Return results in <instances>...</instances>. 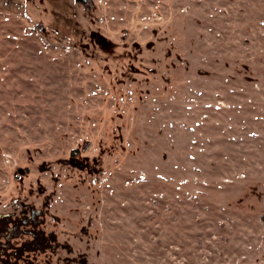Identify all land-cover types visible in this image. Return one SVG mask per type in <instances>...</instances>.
<instances>
[{"label":"rangeland","instance_id":"obj_1","mask_svg":"<svg viewBox=\"0 0 264 264\" xmlns=\"http://www.w3.org/2000/svg\"><path fill=\"white\" fill-rule=\"evenodd\" d=\"M167 1L95 0L96 14L115 41L167 19L183 49L195 38L200 64L201 25L183 23ZM234 14V38L252 20V42L226 44L223 54L250 65L252 81L230 68L210 77L181 70L165 90L158 82L132 101L126 87L123 100L111 97L89 47L74 38L89 20L72 0H0V202L19 196L14 172L24 168L28 196L44 187L62 239L95 263L264 264V0ZM119 113L122 140L101 152ZM84 141L104 172L68 162ZM89 217V243L67 235Z\"/></svg>","mask_w":264,"mask_h":264},{"label":"flooded vegetation","instance_id":"obj_2","mask_svg":"<svg viewBox=\"0 0 264 264\" xmlns=\"http://www.w3.org/2000/svg\"><path fill=\"white\" fill-rule=\"evenodd\" d=\"M72 4L78 13L81 10L85 18L89 20L88 30L80 25L74 27L78 32V36L74 38L77 42L80 41L83 48L89 47L90 52L87 54H91L97 62L100 74L105 76L107 87L113 93L111 94L113 98L114 94H121L119 98L123 100L124 94L121 89L126 87V90L131 92V99H134L136 95L135 101H141L144 99L142 93L145 96L148 95L154 90L155 83L163 82L162 87L165 90L172 81V73L181 70L186 72L192 70L198 76L210 77L215 75L218 68L223 67L232 69L237 75L241 74L247 80L252 78L250 65L236 61V57L231 59L229 57L230 60H228L223 54L226 44L232 43V47L238 46L241 38L246 44L250 45L252 42V20L244 24L242 37L241 33H238V38L235 39L234 28H229L230 25L237 23L238 17L234 11L252 8V0H168L166 2L169 10L177 7L184 12L183 23L201 25L197 36L206 39L207 52L203 55L200 64H194L191 57L196 46L195 38L190 36L187 50L183 49L174 37V27L167 19L151 24L145 36L138 34L129 39L122 34L121 39L115 41L111 31H106V23H103L96 14L100 7L98 2L86 0L78 5L72 0ZM194 9L202 11L204 15L198 17L192 14L191 11ZM104 18L106 22V17ZM153 26L158 28L152 32ZM228 30H230L229 33ZM191 32L190 30L189 33ZM225 38L231 41L225 42ZM137 108L138 105L134 104V109ZM114 118L111 117V122ZM117 118L119 119L117 124H109L110 138L106 144H103L101 152L113 149L122 140L121 129L127 124L122 114L119 113ZM158 133L161 134L160 129ZM82 146L81 144L75 150V155L68 156L71 166L88 174L99 169L104 172L101 167L103 159L98 161L96 156L86 153L90 143L84 149ZM22 170L23 172H14L19 182V196L6 204L0 202V206L3 207L0 210V263L98 264L90 259L89 253L79 252L74 245L62 239L60 233L63 230H60L59 226H63V222L49 212L51 198H48L44 187L37 185L34 199H31L28 196L31 191L23 187L28 171L24 168ZM249 192L252 195V191ZM91 221L89 217L85 224L74 226L71 232L68 230L67 235L75 234L89 243L90 238H95L96 234V232L92 233Z\"/></svg>","mask_w":264,"mask_h":264},{"label":"water","instance_id":"obj_3","mask_svg":"<svg viewBox=\"0 0 264 264\" xmlns=\"http://www.w3.org/2000/svg\"><path fill=\"white\" fill-rule=\"evenodd\" d=\"M74 1L76 2V4L79 5L80 3L85 2L86 0H74ZM157 28H158L157 26H153L152 27V32L155 29H157ZM83 143L84 144H83L82 148L84 149V148L87 147L88 141H84ZM166 156H167V154L165 152H163L162 159L165 160L166 159ZM16 171L23 172L22 168H17ZM257 188H258V184H255L253 186H250L249 187V190L252 191V194H255L256 195L257 199H259L261 197V192L256 191Z\"/></svg>","mask_w":264,"mask_h":264},{"label":"trees","instance_id":"obj_4","mask_svg":"<svg viewBox=\"0 0 264 264\" xmlns=\"http://www.w3.org/2000/svg\"><path fill=\"white\" fill-rule=\"evenodd\" d=\"M262 215H264V214H262Z\"/></svg>","mask_w":264,"mask_h":264}]
</instances>
